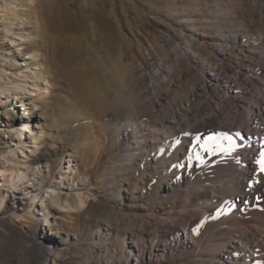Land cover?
Masks as SVG:
<instances>
[{
    "label": "rangeland",
    "instance_id": "obj_1",
    "mask_svg": "<svg viewBox=\"0 0 264 264\" xmlns=\"http://www.w3.org/2000/svg\"><path fill=\"white\" fill-rule=\"evenodd\" d=\"M251 3L246 7L236 0L15 1L18 20L12 32L0 23V55L6 56L12 49L11 40L20 34L27 51L39 53L37 58L54 53V68L45 69L49 71L48 77L43 78L32 97L38 106L29 126L41 137L36 152L31 151L34 143L28 135L24 146H12L21 119L12 121V111L0 104V162L12 149L15 168H26L25 161L40 159L39 166L46 171V185L59 193L63 207L72 209L55 218L21 222L18 216L29 200L20 189L36 180L23 177L13 188L1 183L0 178V195L5 198L0 231H4L8 220L16 221L24 229L23 237L5 239L8 260L0 258V264H9L11 259L22 264L30 255L29 247L32 256L46 258L44 238L52 232L56 235L50 238L58 243L53 264H128L125 242L130 236L139 251V264H197L215 250L216 247L210 248V241L223 238L226 225L215 231L212 238L206 233L213 227L197 229L194 216L201 203L195 202V191L204 192L206 183L201 178L184 180V170L178 168L177 161L171 162L173 172L165 174V153L160 140L149 135L145 141L149 149L138 151L131 141H123L122 132L126 129V110L134 107L143 92L136 73L144 66L146 73H154L158 78L169 70L178 73L170 56L179 39L190 43L194 38L189 47L183 48L191 56L195 74H200L217 48L216 44L206 46L204 40L208 35L214 39L222 35L220 16L232 19L233 32L245 30L248 14L264 9V0L259 8ZM1 8L2 3L0 20ZM259 24L256 20L255 25ZM183 26L196 31L190 37ZM5 60L0 57V66L7 73L21 63L6 64ZM37 71H41L40 66ZM189 88L190 84L183 79L173 85L174 90ZM242 88L260 93L254 83ZM174 90L164 102V109L173 105ZM205 100L207 96L202 95L194 106ZM18 109L22 116V108ZM158 120L159 116L150 115L139 126L148 132ZM171 140L176 141L174 136ZM176 148L180 152L182 144L176 141ZM174 176H181L182 181L169 191L166 184ZM36 187L39 192L47 190ZM78 194L87 199L81 207ZM173 207L183 211L184 221L168 216ZM255 211L250 209L248 214L257 220ZM188 227L193 231L187 233ZM202 236L207 240L203 246L197 244Z\"/></svg>",
    "mask_w": 264,
    "mask_h": 264
},
{
    "label": "bare ground",
    "instance_id": "obj_2",
    "mask_svg": "<svg viewBox=\"0 0 264 264\" xmlns=\"http://www.w3.org/2000/svg\"><path fill=\"white\" fill-rule=\"evenodd\" d=\"M15 1L0 0L2 3L0 23L5 25L4 28L9 30L8 32H12V26L16 25L15 21L18 20ZM236 1L246 7L253 2L258 8L259 3H263V0ZM258 10L257 14L256 11L248 14V20L244 22L245 30L235 32L230 26L232 19H224L218 15L223 32L217 39L208 35L204 40L206 46L216 44L217 48L213 51L214 55L206 68L200 70V74H195L191 56L183 48L189 47L194 38L190 43L185 39H179L178 46L170 56L173 67L179 69L178 73L169 70L164 77L158 78L154 73H146L147 66H144V70L136 73L143 92L138 95L134 107L127 109L125 113L128 116L124 119L126 123V129L122 132L124 142L131 141L134 148L140 151L149 149V144L145 146L149 135L154 140H160L165 153L163 165L165 174L173 172L171 162L177 161L178 168L184 170L182 174L184 180L201 178L207 185L204 192L195 191V202L201 200L194 214L197 219L196 227L197 229H203L206 225L213 227L206 235L214 238V232L223 224L226 226L224 230L222 229L223 238L213 240L210 237V240L212 239L208 240L211 242L210 248H216L208 256L198 260L197 264H264V170L261 168V163H264V157L261 155L264 153V9ZM256 20L260 23L259 26L255 25ZM182 30H186L190 37L193 35L192 32L196 31L187 26H183ZM16 36L11 40L12 49L6 56L0 55L1 58H6V64L11 62L14 65L16 61L21 62L15 70L8 73L2 71L0 66V104L12 111L10 112L12 121L21 119L19 130L16 136L12 137V146H24L28 135L34 143L31 151L36 152L41 137L29 126L38 106L32 97L43 83V78L48 77L49 71L45 69L54 68L51 62L54 53L50 55L40 53L43 58L39 59L37 58L39 53L27 51L23 37L20 34ZM38 66L41 67V73L37 71ZM179 79L188 82L190 88L186 91L174 90L173 85ZM253 83L260 89L258 95L248 92L247 88H242ZM173 90L175 95L173 105L164 109V102ZM202 95L207 96L206 102L195 107V100L200 99ZM17 107L22 108L24 112L22 116H19ZM150 115L159 116V120L152 130L145 132L139 126V122L144 123ZM172 136L182 144L180 152L176 148V141L171 140ZM209 137L216 138L218 147L214 153L202 151L199 147ZM151 147L154 148V144ZM13 152L12 149L0 162V178H3L1 183L16 188L15 183H19L23 177L36 180V183L20 189L23 194L28 195L29 202L28 206L21 209L19 220L34 221L41 217L49 219L67 214L71 207H63L59 202V193L46 185V171L39 166L41 160L25 161L23 165H26V168H15L12 166V163H15ZM7 175L10 177L5 179ZM181 181V176H174L166 184L167 190L170 191L175 183ZM35 185L47 190L39 192L37 187L34 188ZM225 193L227 194L222 197L214 195ZM11 200L12 203H17L15 197ZM78 201L81 207L86 204L87 199L78 194ZM216 202L219 204L213 206ZM4 203L5 198L1 194L0 211ZM250 209L258 212L257 220L249 217ZM182 212L176 211L173 207L169 210L168 216L184 221L186 217ZM19 227L16 221L8 220L4 231H0L1 260L6 257L8 260V254L4 250L5 239L23 237L24 229ZM187 229V233L193 231L189 227ZM55 235L56 233L52 232L50 237ZM50 237L44 238L46 258L32 256L29 247L27 250L30 255L26 254L27 258L22 264H51L58 243ZM205 238L200 237L197 244L203 246L207 242ZM183 244L186 245L187 242L183 240ZM125 248L127 263L139 264V251L132 236L125 242ZM9 264L16 263L11 259Z\"/></svg>",
    "mask_w": 264,
    "mask_h": 264
},
{
    "label": "snow or ice",
    "instance_id": "obj_3",
    "mask_svg": "<svg viewBox=\"0 0 264 264\" xmlns=\"http://www.w3.org/2000/svg\"><path fill=\"white\" fill-rule=\"evenodd\" d=\"M200 149L202 151L208 152V153H214L216 151V148L218 147L216 143L215 137H209L202 145H199ZM262 157H264V153L261 154ZM259 163V162H258ZM261 168L264 170V163H261ZM202 226V224H201ZM194 231H197L194 229Z\"/></svg>",
    "mask_w": 264,
    "mask_h": 264
}]
</instances>
